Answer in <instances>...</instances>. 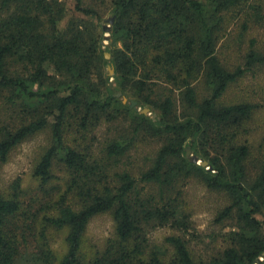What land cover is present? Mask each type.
<instances>
[{
    "label": "trees",
    "instance_id": "obj_1",
    "mask_svg": "<svg viewBox=\"0 0 264 264\" xmlns=\"http://www.w3.org/2000/svg\"><path fill=\"white\" fill-rule=\"evenodd\" d=\"M107 1L109 60L94 24L100 15L83 0H0V162L47 130L33 176L45 190L54 164L65 174L64 188L39 211L20 199L19 179L9 195L0 193V264H21L29 239L27 264H264V157L249 180L250 146L242 140L255 105L222 101L233 83L264 67V49L250 41L234 67L218 54L231 22L242 35L264 25V0ZM144 107L156 117L142 114ZM113 124L115 133L102 137V126ZM140 136L160 146L134 175L124 158ZM187 146L207 166L191 162ZM189 178L227 198L215 220L235 221L228 244L204 256L169 235L168 252L148 250V223L185 226L171 191ZM101 214L110 215L113 233L89 253L85 231ZM49 229L66 230L62 254Z\"/></svg>",
    "mask_w": 264,
    "mask_h": 264
},
{
    "label": "rangeland",
    "instance_id": "obj_2",
    "mask_svg": "<svg viewBox=\"0 0 264 264\" xmlns=\"http://www.w3.org/2000/svg\"><path fill=\"white\" fill-rule=\"evenodd\" d=\"M83 1L85 4L94 7L100 15V18L95 22L93 20V22L101 30L100 44L103 40L104 43L101 46L104 58L109 60V50L112 47L109 30L112 23H109L107 19L113 16L109 3L107 0L104 3L101 0ZM70 3L71 0H68V4ZM104 27H107L108 31H105ZM241 31L238 22L236 24L231 22L227 29L226 37L218 45V54L227 67H234L243 63V56L248 50L250 41L254 42L257 49H264V25H251L243 35ZM106 53L109 55L108 58L105 57ZM102 68L109 75L113 73L110 64H105ZM198 94L204 96L205 90L203 86L199 87ZM117 95L119 96L120 94L118 93ZM124 99L125 102H130V106L131 102H135L132 97H124ZM240 100H247L255 105L251 118L247 123L249 132L242 138V140L246 139L250 146V160L246 163L248 179L250 180L255 174L257 163L264 157V67L254 68L249 71L243 78L233 83L222 98L225 103ZM135 105L131 107H135ZM144 108L150 110L149 107ZM137 109L140 110V108ZM148 115L156 117V113L150 111ZM115 128L114 124L103 125L101 128L102 137L105 132L106 135L112 136L115 133ZM48 144V131L45 130L21 142L10 152L5 162H0V193L4 196L9 195L12 192V185L19 179L22 189L20 199L26 207H31L32 212L34 210L39 211L41 207H44L45 203L55 199L58 192L64 188L62 179H65V174L64 168L60 164H54L52 170L55 175L54 181L46 186L45 190L39 186V181L33 176V168ZM159 146L160 142L158 140L140 136L135 147L129 153V159L124 158V164L129 169H132L134 175H137L138 172L150 164V160ZM186 148L190 149L189 146ZM210 152L212 151L210 150ZM191 154L195 155L194 153ZM171 195L179 204L178 219L182 220L185 226L178 229L169 226L159 227L156 224L148 223L145 226L148 250L156 247L168 252L170 246L164 239L169 235L183 237L187 240L192 253L204 256L228 244L229 241L226 236L229 231L234 230L235 221L227 219L217 222L215 220L217 212L228 203L222 192L209 190L200 180L189 178L179 182L171 191ZM42 213L40 212V214ZM112 233L113 221L110 215L101 214L95 216L90 220L85 231L83 241L85 251L90 253L102 248L105 240L111 237ZM65 234V229L48 230L50 245L57 254L64 252ZM28 244L29 246L21 250V264H27L29 254L32 251L30 246L32 247L34 244L30 243V239Z\"/></svg>",
    "mask_w": 264,
    "mask_h": 264
},
{
    "label": "water",
    "instance_id": "obj_3",
    "mask_svg": "<svg viewBox=\"0 0 264 264\" xmlns=\"http://www.w3.org/2000/svg\"><path fill=\"white\" fill-rule=\"evenodd\" d=\"M113 19H114V16L108 18L107 21H108L109 23H112V22H113ZM104 30H105V31H108V28H107V27H104ZM103 43H104V41L102 40V41H101V44H103ZM105 57L108 58L109 55L106 53V54H105ZM123 102H125V99H124V98H123ZM134 105H135V102H134V101L131 102V106H134ZM140 112H141L142 114L148 115L149 110H148V108H143V109L140 110ZM152 118H154V115H152ZM185 154H186V156H188V157L190 158V161H191V162H195V163H197V164H200L201 166H207V163H206L205 161L200 160V159H199L198 157H196L195 155H192L191 152H190V149H189V148H186V152H185ZM206 168H207V169H210V167H206Z\"/></svg>",
    "mask_w": 264,
    "mask_h": 264
}]
</instances>
